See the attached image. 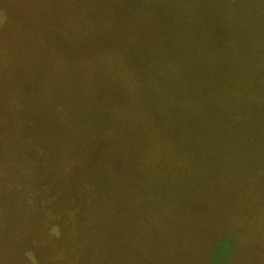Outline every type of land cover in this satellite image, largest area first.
I'll use <instances>...</instances> for the list:
<instances>
[{
  "label": "trees",
  "instance_id": "obj_1",
  "mask_svg": "<svg viewBox=\"0 0 264 264\" xmlns=\"http://www.w3.org/2000/svg\"><path fill=\"white\" fill-rule=\"evenodd\" d=\"M58 5L61 14L47 34L54 37L58 28L61 37L60 104L37 105L24 121L14 122L12 132L15 138L25 127L31 135L26 151L33 168L53 162L46 182L21 189L28 206H37L39 213L28 207L30 214L48 221L26 228L41 233L49 249L41 257L29 244H13L11 224L24 216L15 197L11 206L0 203V252L15 251L27 264H65L64 241L90 236L89 246L104 249L78 251L73 255L83 257L78 264H112V259L127 264L123 249L131 256L128 264H145L148 256L137 237L145 245L159 234L172 242L185 239L174 246L183 256L194 249L197 231L191 224L180 227L174 210L179 204L172 198L157 200L153 187L142 184L153 178L151 172L167 181V173L209 166L253 173L254 189L251 194L239 187L189 190L201 205L198 227L205 229L206 241L199 240L200 262L187 264H264V0H60ZM123 10L128 16L119 27L113 17ZM116 35L119 44L111 41ZM107 140L120 142L115 156L102 143ZM4 183L1 193L10 189ZM239 193L245 198L237 200ZM125 203V210L113 213ZM155 203L167 206L172 216L164 213L160 223L147 217L156 216ZM53 216L67 224H53ZM135 223L144 232L133 233ZM103 236L111 243L105 246ZM123 236L133 237L134 246L121 242ZM57 243L55 260L50 250Z\"/></svg>",
  "mask_w": 264,
  "mask_h": 264
},
{
  "label": "rangeland",
  "instance_id": "obj_2",
  "mask_svg": "<svg viewBox=\"0 0 264 264\" xmlns=\"http://www.w3.org/2000/svg\"><path fill=\"white\" fill-rule=\"evenodd\" d=\"M58 3H60V0H0V12L3 15V19L0 22V183L4 185V182H6L7 186L4 188H10L4 190L2 193L0 192V203H3L4 206H11L14 203L15 197L17 200H20L19 204L22 206V212L19 215L24 214V216L22 220L11 224L10 231L13 236V244L18 247L29 244L30 249L32 248L31 250L38 253L41 257L47 254L49 249L47 247L48 242L42 237L41 233L31 232L26 228V225L31 226L35 224L34 226L39 227L48 221H45V218L42 219L39 215L38 217H34V215L30 214L31 212L28 207H35L36 209H33L32 212L36 211V214H38L37 206H28L24 191L21 189L34 188L46 182L47 179H44V176L48 171L53 169V162L50 159L45 165L44 161H42L33 168L26 151L27 148L31 147V143L26 137L30 138L31 135L26 134L27 130L25 127L19 130L21 135H16L15 138L12 136V132L17 129L13 127L14 122L18 124L24 121L36 109L37 105L40 107L44 105L45 107H57L60 104L62 95V58L59 57L60 47L58 46H60L61 37L58 28L55 29L54 37L51 38L47 34L51 29V23H54L61 14ZM120 13V15L113 17L114 22L119 27H121L122 21L126 20L128 16V12L124 10ZM127 26L128 23L123 28ZM18 31L27 32L28 36L32 35L34 39L30 37L26 38L25 35L20 34L19 37H16ZM111 41L119 44L121 43V38L116 35L113 38L111 37ZM25 48H28L26 52H24ZM102 143L105 144V148L110 151L112 156L117 154L115 148L121 147L120 142L113 140L103 141ZM66 149L65 145L59 146L61 152H65ZM151 174L153 178H149V182L143 183L142 186L145 188L153 187L157 200L159 198H172V200L179 204L174 206V210L180 217V227L185 228L191 224L193 230L197 231L200 242L206 241L205 229L198 227V221L202 219L200 212L201 205L196 195H193L195 198L191 197L189 190L201 187H221L228 190V188L239 187V192L245 191L251 194L249 189H254V186L249 185V182L255 179L253 173L244 172V175H240L243 173L238 174L227 171L226 168L211 170L209 166L204 170H189L178 173V175H172L171 173H167L166 175L162 173L167 176V181L159 180L161 174H156L155 172H151ZM18 177H21L22 180ZM173 179L176 183H171ZM213 179L218 180V183L214 182ZM40 181L41 183H39ZM12 186L14 191L12 190ZM181 197L185 203L183 201L180 202ZM190 198L195 202L190 200ZM243 198H245V194L239 193L237 200H242ZM125 205L126 203L115 206L113 213L125 210ZM134 206L141 212L142 207L140 205L137 206L135 204ZM95 207L94 205H89L88 208L93 209ZM26 211L28 215H26ZM155 212L156 216L148 214L147 217L153 220L157 218L158 223L163 220L160 218H164V213H167V218L172 216V212L163 204L155 203ZM25 215L28 217L27 219ZM39 219L42 220L39 221ZM50 221H53V224L58 226H65L67 224L62 217L58 216H53ZM168 221L170 222V219ZM163 224L166 223L163 222ZM136 226L133 233L136 231L144 232L143 225L136 224ZM71 228L69 227V231H72L73 228ZM103 238L105 246L111 243L110 237L105 239V236H103ZM127 238V236H123L121 242H128L134 246V238L131 237L129 241ZM148 238L150 239L145 241V245H143L142 239L137 237L138 242L144 248L143 252L147 253L148 256L144 258L145 264H178L183 257H190L189 261H185L186 263L184 264L196 261L197 263L200 262L202 251L197 237L192 239L194 249L186 251L183 256L175 252L174 246L184 245L185 241L183 240L185 239L172 242L169 236L159 234ZM68 240L64 241L66 245L64 247L67 252L65 264H78L83 260V257H73V255L79 253L87 255L89 254V249L92 250L91 253H97L104 249L102 244H97L94 247L89 246L92 240L90 236L85 239H79L80 241L78 239L74 240L71 237H68ZM58 243L57 246H53L50 250V255L55 260V256H59L60 253ZM72 247L75 249L72 250ZM123 250L124 255H122V259L128 264L131 256L127 252V249ZM108 255L112 257L111 252ZM17 258L18 254L15 251L11 253L0 252V264H27L25 261L21 262ZM132 258L138 261L133 255ZM110 261L114 264L113 259ZM138 262L142 264L141 261ZM49 264L59 263L52 261Z\"/></svg>",
  "mask_w": 264,
  "mask_h": 264
}]
</instances>
